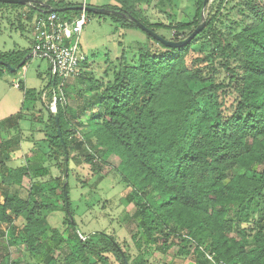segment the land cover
I'll use <instances>...</instances> for the list:
<instances>
[{
	"label": "trees",
	"instance_id": "obj_1",
	"mask_svg": "<svg viewBox=\"0 0 264 264\" xmlns=\"http://www.w3.org/2000/svg\"><path fill=\"white\" fill-rule=\"evenodd\" d=\"M116 1L119 6L107 9L126 14H113L114 21L123 28L140 29L129 19L135 17L155 32L174 31L171 40L179 42L201 24L202 12L211 0L206 4L205 0H198L194 19L176 25L153 23L138 9L152 0ZM224 1L220 0L216 14ZM76 5L67 0H35L26 4L0 1V7L25 9L22 16L29 20L43 15V10L64 7L67 10L58 13L72 18L81 12L71 8ZM245 9L248 24L231 39L223 37L214 25L216 15L207 18L205 28L190 43L179 47L166 45L143 30L145 40L135 39L120 57L108 55L101 78L93 74L88 79L87 90L96 93L91 103L97 108L77 98V107L70 103L59 105L56 113L47 110L45 120L42 111L37 110V101L42 103V95L48 89L52 97L55 89L48 83L41 92L25 91L28 110L38 112L40 118L34 120L46 125L44 160L35 167L34 174H51V166L56 165L64 176H51L26 190L24 178L30 177V166H7L13 151H4L6 156L0 162V170L5 167L0 171V183L5 185L0 223L8 227L1 231L7 244L0 243V264H21L10 259V247L21 245L33 261L26 264H112V258L118 264H127L126 260L129 264H147L144 253L153 254L155 249L167 253L177 239L185 241L178 252L185 257L191 254L192 239L197 242L196 264H210L201 247L230 264H264V4L247 0ZM21 24V28L25 27ZM210 37L214 38L212 52L206 62L197 57L204 65L193 66L189 58L197 41ZM30 52L28 48L0 53V61L10 64L6 67L0 63V73L1 67L9 72L19 71L31 60L28 58L21 65ZM214 52L226 58L223 68L228 78L221 81L219 67H209ZM88 59L76 80H83ZM196 83L204 87L194 91L192 84ZM71 89L68 82V101L74 98ZM211 93L218 101L213 114L207 113L200 103V98ZM80 112L90 115L85 142L76 137L77 129L71 122ZM13 120L0 126H6L9 132ZM9 140L3 137L2 143L21 146L24 141L19 136ZM74 144L83 153L80 160L70 156L69 148ZM103 148L106 150L99 156ZM112 154L120 161L117 171L123 182L131 188L125 201L136 204V216L141 219L139 227L143 233L134 235L140 253L134 260L106 230L81 234L71 205V162L98 167V157L105 161ZM57 211L65 214V230L49 221V214ZM17 218L22 219L21 227L15 223ZM235 231H240L239 236ZM55 249L67 250L63 257H56Z\"/></svg>",
	"mask_w": 264,
	"mask_h": 264
},
{
	"label": "rangeland",
	"instance_id": "obj_2",
	"mask_svg": "<svg viewBox=\"0 0 264 264\" xmlns=\"http://www.w3.org/2000/svg\"><path fill=\"white\" fill-rule=\"evenodd\" d=\"M73 1L76 6L89 5L99 8H108L119 6L116 0H67ZM247 0H225L221 5V10L216 14L220 0H211L203 10L202 21L208 17L216 15L214 25L220 30L223 37L231 39L232 35L239 31L242 27L248 24V11L245 9ZM264 4V0H259ZM158 3V4H157ZM198 6V0H165L160 3L159 0H152L138 6V9L144 13L147 18L153 22H162L166 25H176L178 22H190L194 19L195 12ZM112 10V9H111ZM25 9L20 7H0V53L10 52L18 48H29L31 46L30 39L33 33L23 31L20 27L23 19L22 13ZM113 14L94 13L88 15L87 24L82 33V48L89 57V64L82 74V81L75 78L68 82L71 84L73 99L69 103L72 107H77L75 99L86 105L92 104L91 99L96 93L87 90L88 79L96 74L101 78V74L106 66L108 55L112 58L120 57L125 48H128L135 39H146L145 32L137 28H123L120 24L114 21ZM23 22V21H22ZM22 25V24H21ZM24 25V24H23ZM157 33L165 36L167 39H173L174 31L160 29ZM214 38H200L194 52L189 58V63L193 66L198 65L200 57L206 62V57L213 50ZM200 51L201 53H199ZM209 61V67H219L220 75L218 81L228 78V72L223 68L226 58H222L217 52ZM132 54H129L131 57ZM200 63L204 65V63ZM235 64V61H233ZM0 73V125L8 119H14L9 125V132L6 126H0V130L4 131L3 137L10 139L11 137L19 136L24 139L21 146L14 145L10 142L9 145L2 143L0 138V162L4 160L6 154L4 151L10 149L13 153L10 159H7V166H19L28 164L31 168L30 177L24 178L26 190L34 189L37 183L52 177H63L62 168L52 165L51 174L44 176H35L34 169L40 166L43 162L45 144V123H39L38 112L29 111L25 104V91L32 89L36 92H41L49 83V62L45 59L33 58L28 61L24 67L17 72H9L6 68L1 67ZM20 84V86H17ZM194 91H198L204 85L192 84ZM49 91V89H48ZM221 98L219 97V101ZM217 98L214 94H208L200 98L202 108L209 114L216 111ZM96 107L92 104V108ZM96 108L93 113L95 114ZM37 110H41L45 120L48 119L49 112L47 102L45 100L37 101ZM91 110V109H90ZM22 118L18 121L15 118ZM89 112L82 113L78 118H73L71 122L77 129L78 139L84 141L83 136L89 131L88 120ZM9 140V141H10ZM34 141V142H33ZM36 141V142H35ZM47 145V144H46ZM18 148V150H14ZM106 150L103 148L99 156ZM15 151V152H14ZM70 156L82 159L83 153L77 144L69 148ZM99 166H90L88 164H77L72 161L71 176H70V199L72 208L75 211V221L78 223L81 234L87 235L95 231L106 230L113 234L129 251L131 260H134L140 253L137 249V238L134 235L143 233L139 227L140 218L136 216L137 206L133 203H126L125 196L131 190L123 182L121 174L117 171V166L120 161L114 154L109 156L107 160L102 161L97 158ZM1 170H5V167ZM0 170V171H1ZM38 190V189H37ZM5 185L0 183V201H4ZM69 197V195H68ZM63 202V201H61ZM49 221L54 227L64 229V212H54L49 214ZM256 218V216L254 217ZM15 223L21 227L22 219L17 218ZM7 224L0 223V243L2 246L7 244L6 236H2V232L7 229ZM239 229V226L237 227ZM240 231H235L234 234L239 236ZM253 234V232H252ZM143 235V234H142ZM185 241L181 239L175 240V245L164 253L155 249L153 254L144 253L147 259V264H196L199 260V253L195 251L197 242L192 240L189 248L191 254L188 256L179 255V249ZM65 250L55 249L56 257H63ZM10 259L13 262L26 264L28 261L33 262L29 258V254L24 245L10 247ZM112 264H118L112 258ZM35 264V263H33Z\"/></svg>",
	"mask_w": 264,
	"mask_h": 264
},
{
	"label": "built area",
	"instance_id": "obj_3",
	"mask_svg": "<svg viewBox=\"0 0 264 264\" xmlns=\"http://www.w3.org/2000/svg\"><path fill=\"white\" fill-rule=\"evenodd\" d=\"M43 12L34 19L33 45L29 55L31 60L40 58L49 62V83L55 92L49 97L48 90L44 91L42 100L47 102L49 111L56 113L59 105L69 104L65 86L70 79L80 75L82 65L88 58L82 48V33L88 14L82 10L75 17L67 18L58 12ZM201 249L210 264H230L219 259L214 252L206 251L203 247Z\"/></svg>",
	"mask_w": 264,
	"mask_h": 264
},
{
	"label": "water",
	"instance_id": "obj_4",
	"mask_svg": "<svg viewBox=\"0 0 264 264\" xmlns=\"http://www.w3.org/2000/svg\"><path fill=\"white\" fill-rule=\"evenodd\" d=\"M0 1H4L7 3H15V4H26V3H33L35 0H0ZM209 0H205V4L208 2ZM74 10H85L87 12H93V13H99V14H119L122 15L124 17H126V14L121 12V11H117V10H111V9H107V8H99V7H94V6H89V5H80V6H73L71 7ZM67 10V7L64 8H49L46 11L49 12H64ZM202 16L203 12H202ZM129 19H131L132 21H134L139 27L140 29L147 31L148 33L152 34L153 36H155L157 39L163 41L166 45L169 46H173V47H179V46H183L185 44L190 43V41L195 38L206 26V20H204L203 22H201V24L189 35V37H187L186 39L176 42L174 40L171 39H166L164 37H162L159 33L149 29L148 27H146L141 21H139L137 18L135 17H129ZM30 58V55H28L21 63V65H23L27 59ZM1 64H3L6 67H10L9 63L0 61ZM11 71H17V68H11ZM58 121V120H57ZM59 130V134L61 135L60 132V127L58 128ZM68 171V168H67ZM65 188V197H66V206H67V210L70 213V208H69V203H68V192L66 190V185L64 186ZM72 221H74L73 216L70 214ZM126 263L129 264L126 260Z\"/></svg>",
	"mask_w": 264,
	"mask_h": 264
},
{
	"label": "crops",
	"instance_id": "obj_5",
	"mask_svg": "<svg viewBox=\"0 0 264 264\" xmlns=\"http://www.w3.org/2000/svg\"><path fill=\"white\" fill-rule=\"evenodd\" d=\"M22 15H24L22 13ZM36 18V16H34V18H32L31 20H29L28 18H25V16L23 17V19L21 20V23L24 24L25 27L21 28L23 31H27V32H31L33 31V23H34V19ZM23 21V22H22ZM24 31V32H25ZM140 38V37H139ZM138 38V39H139ZM30 43H31V46L29 47V49L32 48V45H33V37L30 39ZM18 49H28V48H18Z\"/></svg>",
	"mask_w": 264,
	"mask_h": 264
}]
</instances>
